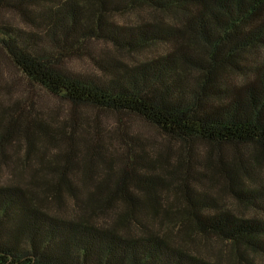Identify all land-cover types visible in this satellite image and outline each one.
<instances>
[{
  "label": "trees",
  "instance_id": "obj_1",
  "mask_svg": "<svg viewBox=\"0 0 264 264\" xmlns=\"http://www.w3.org/2000/svg\"><path fill=\"white\" fill-rule=\"evenodd\" d=\"M141 9L152 11L155 19L124 25L114 18ZM9 13L25 26L12 24ZM144 51L152 55L140 60L137 56ZM113 53L129 55L132 61L111 58ZM81 55L102 73L67 67L68 58ZM2 58L72 109L134 116L189 154L196 144L208 147L204 159L196 160L194 188L188 192L185 186L186 205L174 219L182 231L230 243L245 264L264 259V209L259 205L264 201V0H0V80ZM3 89L0 82V153L7 156L3 144L18 135L28 143V157L39 138L57 141L47 127L39 125V133L23 127L18 106L17 114L4 106ZM106 135H100L91 159L88 141L78 133L84 167L71 161L79 149L63 167L36 155L41 166L29 185L45 186L60 206L62 193L68 192L81 211L75 217L43 210L40 202L45 199L37 200L29 187L0 186V264H211L174 248L168 235L149 228L146 217L163 222L172 212L161 190L171 182H156L159 178L150 170L157 162L143 157L142 162L135 157L133 170H123L125 177L118 181L107 156ZM226 147L237 151L228 163L217 153L213 156ZM95 159L103 164L98 166ZM136 166H143L145 174H135ZM99 169L107 171L100 180ZM126 174L140 196L129 190ZM77 180L92 188L86 198L80 196ZM219 184L259 216L244 217L210 203L206 190ZM119 201L128 214L113 224L94 219L112 218Z\"/></svg>",
  "mask_w": 264,
  "mask_h": 264
},
{
  "label": "rangeland",
  "instance_id": "obj_2",
  "mask_svg": "<svg viewBox=\"0 0 264 264\" xmlns=\"http://www.w3.org/2000/svg\"><path fill=\"white\" fill-rule=\"evenodd\" d=\"M155 16L156 15H153L152 11L149 9H141L137 12H129L124 16L116 15L114 18L120 24L134 25L143 21H153ZM6 17L12 24L21 27L25 26V23L15 18L10 13L6 14ZM160 18L170 20L166 18V16L157 17V19ZM97 47L102 48L104 45L98 43ZM96 53V56L99 55V52ZM151 55L149 51H144L137 57H139L140 60H145ZM109 56L111 58L114 57L116 59L125 60L126 62L132 61L130 56L126 54L120 55L113 53L109 54ZM2 59V80H0V82L4 87L1 93L4 106L8 108L11 107V112L13 113H16L18 106V109L23 113V118L21 119L23 127L31 126L36 129L37 133L40 132L38 129L39 125L47 127L50 133L54 134L57 141L50 142L43 138H39L35 142V148L29 157L27 156L29 146L25 137L22 135H18L19 137L11 143L6 145L3 144L7 156L0 153V186L17 185L29 187L38 195L36 197L37 200L45 199L40 202L42 203L43 210L62 217H75L80 214L81 211L75 209V200L68 192L64 191L62 193L64 204L60 206L57 202L52 201L51 197H48L49 195L46 192L45 186L29 185L33 178L32 175L34 170L41 166L39 158L37 159L36 155H42L45 158L46 164H50L53 167H63L69 165L67 160L72 157V153L75 149H79L78 156L72 157L71 161L74 160L77 163L81 161L80 164L84 167V156L80 153L82 142L78 138V133L85 136L88 141V158H91L92 154L95 152L97 140L101 137L100 135L107 134V156L113 163V174L117 177L118 181L121 182L125 177L123 170L131 172L134 168L136 158L139 157L137 160L142 162L141 157H143L145 161L157 162L154 168L150 170V172L155 175V179L159 178V181L155 180L156 182H165L164 185L171 182L170 187L162 188L161 190L163 191L164 203L167 207L169 205L171 206L172 212L163 222L160 217L155 219L146 217L145 221H147L150 229L159 232V234L163 236L168 235L170 244L174 248L185 251V253L194 259L197 258L198 260H203L211 264H245V262L239 258L237 251H235L230 243L213 237H203L195 231H182L181 224L174 219V214L179 212L186 205L185 200L187 201V197L184 193L185 186L188 185V192L189 188L191 190L194 188L192 186L194 181L193 168L198 164L196 160L199 159V161H201L204 159L209 151L208 147L196 144L193 148V152L189 154V151L179 143L164 137L157 129L134 116L119 117L111 112L88 108L80 110L72 109L64 100L54 97L40 87L30 83L7 58ZM104 59L108 61L107 58ZM66 65L68 68L81 73L95 75H100L102 73L100 67L89 57H86V55L68 58L66 60ZM16 114L12 115L15 119L18 117ZM33 119H35L38 127H36ZM60 133H63L65 136L63 137ZM71 135H75V138H70ZM220 151L222 152L221 154L214 151L213 156L217 153L226 163L230 162L233 156L237 155V151L232 150L230 147L222 148ZM87 160L88 159H86V161ZM95 160L98 166H100V163L103 164L100 160ZM166 161H169L171 165L168 166ZM176 166H180V170L178 173L172 175V170L176 169ZM135 168L137 170L135 174H145L144 172L146 170L143 169V166H136ZM214 169L215 167L211 170L213 171ZM99 170L98 172L100 173L97 175V179L100 180L107 174V171H104V169ZM129 174L134 175L133 173ZM80 175L83 177L82 174ZM131 175L126 174V180L129 182V190L136 192V195L140 196L138 188L131 185ZM48 176L49 179L52 177L51 174ZM41 178L44 179V175H42ZM76 183L81 188L80 196L86 198L92 188L87 187L79 180H77ZM113 184L117 183L115 182ZM221 187L222 185L219 184L207 188L206 192L210 203H219L244 217L259 216L258 213L253 211L254 207L251 205L247 206V204L245 207V205L238 200H233L228 192L221 190ZM182 195L184 196L183 201L181 199L183 197ZM194 197L195 195L193 194L192 198ZM259 205L264 209V201L260 202ZM257 210L259 213L262 212L259 209ZM126 212L127 207L119 201L112 211V218L98 216L94 219L99 223L107 221L113 224ZM240 254L244 256L245 253L240 250ZM252 260L255 261L256 264H264V259L253 258Z\"/></svg>",
  "mask_w": 264,
  "mask_h": 264
}]
</instances>
